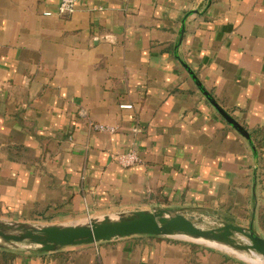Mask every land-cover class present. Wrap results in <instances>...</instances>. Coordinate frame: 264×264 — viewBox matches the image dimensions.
<instances>
[{
	"label": "crops",
	"instance_id": "crops-1",
	"mask_svg": "<svg viewBox=\"0 0 264 264\" xmlns=\"http://www.w3.org/2000/svg\"><path fill=\"white\" fill-rule=\"evenodd\" d=\"M59 1L0 0V218L74 224L171 207L264 237V0H76L67 15ZM129 150L140 161L122 167L114 156ZM0 264L246 263L135 235L0 249Z\"/></svg>",
	"mask_w": 264,
	"mask_h": 264
},
{
	"label": "water",
	"instance_id": "water-1",
	"mask_svg": "<svg viewBox=\"0 0 264 264\" xmlns=\"http://www.w3.org/2000/svg\"><path fill=\"white\" fill-rule=\"evenodd\" d=\"M183 31L182 26L179 42ZM185 69L220 115L250 141L249 133L210 97L191 69L187 66ZM135 235L185 239L218 246L230 253L240 254L238 257L242 258L243 255L264 258V237L253 223L242 226L222 220L216 226L204 228L196 224L194 216L185 215L171 207L89 217L84 222L74 224H33L0 218V249L9 251L49 253L70 246L107 242Z\"/></svg>",
	"mask_w": 264,
	"mask_h": 264
},
{
	"label": "built area",
	"instance_id": "built-area-1",
	"mask_svg": "<svg viewBox=\"0 0 264 264\" xmlns=\"http://www.w3.org/2000/svg\"><path fill=\"white\" fill-rule=\"evenodd\" d=\"M75 6H76V0H60L57 5L55 13L58 15L71 14L74 12ZM44 14L50 15L52 14V12L46 11L44 12ZM119 106L120 108H125V109L132 107V105L130 104H120ZM93 127L94 129H97L99 131H110V132L114 131V128L103 124H93ZM114 159L122 167H130L140 161V157L135 150H129V151L117 153L114 156Z\"/></svg>",
	"mask_w": 264,
	"mask_h": 264
},
{
	"label": "rangeland",
	"instance_id": "rangeland-1",
	"mask_svg": "<svg viewBox=\"0 0 264 264\" xmlns=\"http://www.w3.org/2000/svg\"><path fill=\"white\" fill-rule=\"evenodd\" d=\"M116 214L110 215V216H115ZM6 221H15L9 218H2ZM222 220L227 221L226 219L222 218L221 216H219L218 214H216L215 212H211L210 214H206V213H201L198 212V214L195 216V222L196 224H198L201 227L207 228V227H212V226H216L218 224H220V222ZM233 222L235 224L241 225L240 223H238L239 221H230ZM33 224H42V223H38V222H30ZM242 224H247L245 220L241 221ZM246 226V225H245ZM184 241H188L183 239ZM191 242V241H189ZM202 244V243H200ZM206 245V244H204ZM218 247V246H217ZM220 248V247H219ZM222 249V248H221ZM234 256H239L240 254H236V253H232ZM242 261H244V263L246 264H257L258 262L256 260H254V258L256 259H260L261 261H263L264 263V258L262 257H258V256H247V255H243V258L240 257Z\"/></svg>",
	"mask_w": 264,
	"mask_h": 264
},
{
	"label": "bare ground",
	"instance_id": "bare-ground-1",
	"mask_svg": "<svg viewBox=\"0 0 264 264\" xmlns=\"http://www.w3.org/2000/svg\"><path fill=\"white\" fill-rule=\"evenodd\" d=\"M254 260L259 261L260 259H256V258H254Z\"/></svg>",
	"mask_w": 264,
	"mask_h": 264
}]
</instances>
